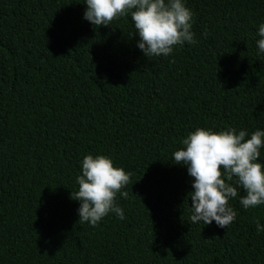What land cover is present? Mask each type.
<instances>
[{"label":"trees","instance_id":"1","mask_svg":"<svg viewBox=\"0 0 264 264\" xmlns=\"http://www.w3.org/2000/svg\"><path fill=\"white\" fill-rule=\"evenodd\" d=\"M186 6L198 42L169 62L143 55L127 14L94 26L84 0H0V264H264V205L241 189L230 225L192 224L172 158L197 127L264 129V0ZM87 154L131 173L123 220L78 222Z\"/></svg>","mask_w":264,"mask_h":264},{"label":"clouds","instance_id":"2","mask_svg":"<svg viewBox=\"0 0 264 264\" xmlns=\"http://www.w3.org/2000/svg\"><path fill=\"white\" fill-rule=\"evenodd\" d=\"M82 18L94 26H105L125 14L130 16L136 47L147 58L169 57L176 46L195 45L192 31L194 13L186 0H84ZM132 33V34H133ZM206 35V33L204 34ZM255 41L257 55L264 54V22L258 25ZM183 147L172 153L175 164L185 166L192 178L189 220L192 224L230 225L236 212L229 201L243 191L239 204L244 208L264 205V163L259 161L264 148V129L227 128L214 131L197 127L181 141ZM78 186L70 193L78 201V222L98 225L104 217L114 214L125 218L117 195L127 199L122 191L131 173L114 166L111 157L87 154L79 162ZM256 231L264 232V224L255 222Z\"/></svg>","mask_w":264,"mask_h":264}]
</instances>
